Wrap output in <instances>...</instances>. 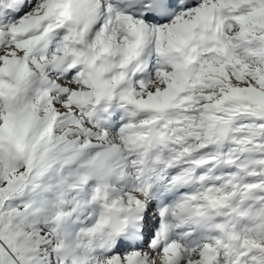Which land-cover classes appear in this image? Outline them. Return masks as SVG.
<instances>
[{"label":"snow or ice","instance_id":"obj_1","mask_svg":"<svg viewBox=\"0 0 264 264\" xmlns=\"http://www.w3.org/2000/svg\"><path fill=\"white\" fill-rule=\"evenodd\" d=\"M0 264H264V0H0Z\"/></svg>","mask_w":264,"mask_h":264}]
</instances>
